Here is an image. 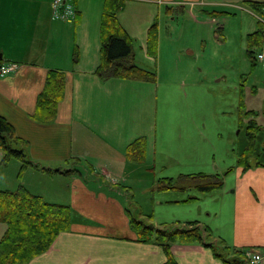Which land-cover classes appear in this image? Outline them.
I'll list each match as a JSON object with an SVG mask.
<instances>
[{"label":"crops","instance_id":"0c3cea01","mask_svg":"<svg viewBox=\"0 0 264 264\" xmlns=\"http://www.w3.org/2000/svg\"><path fill=\"white\" fill-rule=\"evenodd\" d=\"M104 1L76 0V15L57 19L53 0H0V64H18L15 71L0 75V113L26 140L24 148L32 161L19 173V186L44 197L53 196L52 191L44 195V190L32 191L31 187H41L38 181L44 183V174L53 179L69 178L67 202L74 213L95 221L85 224L74 219L71 231L62 232L46 252L20 264H162L167 260L161 246L136 239L121 190L94 176L91 187L83 179L82 170L63 163L76 159V163L85 162L94 170L116 171L126 163L129 143L149 136L147 159L156 165L151 139L157 127L161 70H183L181 53L200 60L203 43L221 37L214 31L218 20L207 16L208 9L203 5L223 3L234 7L241 0H126L118 18L134 39L135 63L155 71V83L96 74L101 62ZM155 21L159 25L157 56L151 55L148 48L149 28ZM180 28L179 44L183 47H172L168 53L167 47ZM164 33L173 40L169 39L168 45ZM76 48L78 61L74 62ZM50 69L66 73V91L56 118L40 122L34 114ZM2 158L0 149L1 162ZM233 172L232 212L222 226L209 227L214 239H222L225 246L264 253V166L253 161L250 169L237 167ZM86 179L90 181L88 175ZM56 198L50 201L64 202ZM114 220L119 221L120 230ZM5 230L0 223V239ZM172 251L177 264H231L216 257L205 244L175 243Z\"/></svg>","mask_w":264,"mask_h":264},{"label":"rangeland","instance_id":"374dc122","mask_svg":"<svg viewBox=\"0 0 264 264\" xmlns=\"http://www.w3.org/2000/svg\"><path fill=\"white\" fill-rule=\"evenodd\" d=\"M71 2L73 0L64 2L59 7L60 12ZM209 4L203 5V8L232 12L220 18L211 17L218 20L214 31L216 32L218 27H223V36L220 38L211 36V39L203 43L204 54L200 56V60L194 55L186 56L181 53L180 68L183 70H161V78L157 81L158 119L151 139L153 155L157 158L156 165L148 159L146 162L130 160L126 155L127 148L126 163L116 171L105 172L96 168L94 170L85 162L82 165L76 163V159L70 164L63 163L65 167H78L82 170L83 179L91 187L95 184L92 179L96 178L123 190V199L133 216L143 218L146 223L152 222L156 226L167 224L186 227V223L194 220H198L201 226H222L232 212L234 203L232 190L236 180L234 172L230 174L226 172L237 164L241 152L249 143L246 110L256 109L259 112L257 119L264 126V57L258 58L257 66L254 68L247 54V34L257 29L258 20L262 17L243 0L240 1V5L234 7L223 3ZM53 14L57 19L75 16L71 13L68 17H57L55 9ZM182 28L175 33L174 41L169 34L164 33L163 38L165 42L168 41L166 45L170 40L173 41L167 47L168 53L172 47L174 49L176 46L183 47L179 44L182 42L180 41ZM216 38L219 42L215 40ZM139 45L140 43L136 44ZM261 51L264 52L257 49L258 53ZM199 66L203 70H199ZM17 67L18 64H15L12 72ZM242 97L245 108H241ZM146 138L150 141L149 136ZM257 159L264 163V129L259 133L253 157L254 161ZM12 160L17 162V165L10 161V163L0 161V189L15 190L19 187L18 176L23 162L15 158ZM199 172L223 177L224 185L211 191L203 190L197 185L202 182V179L196 176ZM87 175L90 181L86 179ZM186 175H189L188 178ZM166 176L173 177L177 184L186 182V188L159 189V178ZM38 183L42 186L31 187V190H44V195H49V191H52L53 196H45L46 199L52 200L57 197L56 199L64 200L62 203L70 201L69 178L53 179L44 174V183L40 181ZM74 214L75 221L79 223H95L93 219H86L79 212ZM128 217L130 218L129 215ZM114 221L117 224L116 228L120 230L119 221ZM201 230L207 242H215L218 245L213 239L214 236H205L206 232L203 228ZM222 252H225L226 259H234V255L227 253L226 250L222 249ZM261 254L264 255L263 252Z\"/></svg>","mask_w":264,"mask_h":264},{"label":"trees","instance_id":"16d2710c","mask_svg":"<svg viewBox=\"0 0 264 264\" xmlns=\"http://www.w3.org/2000/svg\"><path fill=\"white\" fill-rule=\"evenodd\" d=\"M244 2L262 17V19L258 20L257 29L247 34V54L252 66L255 68L259 54L262 52L258 53L257 49L264 50V0H244ZM125 3L126 0L104 1L100 26L101 62L96 74L102 78L118 77L157 81V73L155 71L140 67L134 61V39L118 18V12L124 8ZM206 13L210 17L220 18L232 12L227 10H206ZM216 33L222 35L223 27H218ZM158 37L159 25L158 21H155L148 32V48L153 56H157ZM73 60L74 62L78 61L77 48L74 49ZM65 91L66 73L62 70L50 69L46 76L44 89L38 96L34 118L40 122L54 120L58 112V105L65 96ZM241 108H245L243 97ZM250 114L254 115V117L252 118ZM258 114L259 112L256 109L246 110L249 143L241 152L237 164L229 168L226 174L232 173L237 167H241L244 170L252 167L258 136L260 131L264 129L257 117L255 118ZM26 143V140L17 135L13 124L0 113L2 163H7L13 158L20 159L23 162L20 171L22 173L28 165L32 164L24 148ZM18 145H21V147ZM147 146V138L141 136L127 146L126 155L132 161L146 162ZM254 162L257 165L264 166V163L259 159ZM187 176L189 175H186V178H188ZM196 176L202 179L201 184L197 183V185L205 191L220 188L224 184V178L219 175H207L199 172ZM158 182V188L162 190L186 188V182L177 184L173 177H161ZM126 211L130 216L131 227L137 235L136 239L143 243H155L163 248L167 255V260L162 264H177L172 251V246L175 243L205 244L212 248L216 257L223 258L231 264H251L245 256V249L225 246L222 239H220L221 241L215 239L218 245L215 242H207L202 235L201 229H204V232H206L205 236L208 237L214 236L213 231L207 225L201 226L198 220L186 223V227L167 224L156 226L152 222L146 223L143 218L134 217L128 206H126ZM149 218H152V216H149ZM73 220L74 209L70 204L47 200L43 195L33 193L23 185L15 190L0 189V223L6 226V230L0 239V264L25 263L41 255L51 247L52 243L62 232L71 231ZM221 247L227 253L234 255V259L231 258L233 261L229 258V260L226 259L224 256L225 252H222Z\"/></svg>","mask_w":264,"mask_h":264},{"label":"built area","instance_id":"2783aa9c","mask_svg":"<svg viewBox=\"0 0 264 264\" xmlns=\"http://www.w3.org/2000/svg\"><path fill=\"white\" fill-rule=\"evenodd\" d=\"M66 2V0H54L53 1V6L54 9L56 10V16L59 17H68L71 13H73V8L71 4L66 5V8L62 12H60V6ZM15 64H1L0 65V74H8L11 72L14 68ZM247 258L251 261L252 264H259L260 262L263 261L264 255L261 254L260 252H254L253 250H247L245 252Z\"/></svg>","mask_w":264,"mask_h":264}]
</instances>
